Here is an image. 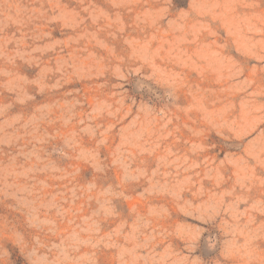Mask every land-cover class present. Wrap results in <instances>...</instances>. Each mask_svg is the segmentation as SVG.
Segmentation results:
<instances>
[{
	"label": "rangeland",
	"instance_id": "obj_1",
	"mask_svg": "<svg viewBox=\"0 0 264 264\" xmlns=\"http://www.w3.org/2000/svg\"><path fill=\"white\" fill-rule=\"evenodd\" d=\"M0 264H264V0H0Z\"/></svg>",
	"mask_w": 264,
	"mask_h": 264
}]
</instances>
